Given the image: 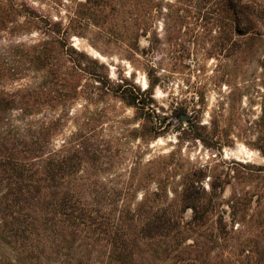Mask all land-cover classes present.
I'll use <instances>...</instances> for the list:
<instances>
[{"label":"trees","instance_id":"16d2710c","mask_svg":"<svg viewBox=\"0 0 264 264\" xmlns=\"http://www.w3.org/2000/svg\"><path fill=\"white\" fill-rule=\"evenodd\" d=\"M222 3L226 42H264L263 5ZM29 25L41 38L13 42ZM1 32L10 40L0 48V264H229L213 249L209 229L201 230L213 206L192 184L171 198L152 161L144 164L138 153L121 168L127 153L99 139L93 107L112 97L156 119L150 88L98 74L92 59L68 46L62 22L25 2L0 0ZM80 102L83 113L73 117ZM70 121L77 128L66 137ZM189 209L193 218L185 222Z\"/></svg>","mask_w":264,"mask_h":264},{"label":"rangeland","instance_id":"374dc122","mask_svg":"<svg viewBox=\"0 0 264 264\" xmlns=\"http://www.w3.org/2000/svg\"><path fill=\"white\" fill-rule=\"evenodd\" d=\"M101 1L17 0L62 22L71 34L68 46L92 59L98 74L127 79L141 91L150 88L156 119L112 97L93 107L99 139L130 159L121 168L140 153L144 164L153 162L152 173L161 171L157 177L170 185L171 198L192 184L213 206L201 230L213 235L216 254L229 264H264V42H226L230 21L222 0H111L96 6ZM255 1L264 6V0ZM39 38L29 25L13 42ZM6 40L1 32L0 48ZM236 44L241 49L230 50ZM82 103L73 117L83 113ZM183 115L188 119L181 122ZM76 128L70 121L65 136ZM136 130L145 138H134ZM183 217L191 222L193 211Z\"/></svg>","mask_w":264,"mask_h":264},{"label":"water","instance_id":"95a60500","mask_svg":"<svg viewBox=\"0 0 264 264\" xmlns=\"http://www.w3.org/2000/svg\"><path fill=\"white\" fill-rule=\"evenodd\" d=\"M188 119V115H183L182 117H181V122H183V121H185V120H187Z\"/></svg>","mask_w":264,"mask_h":264}]
</instances>
